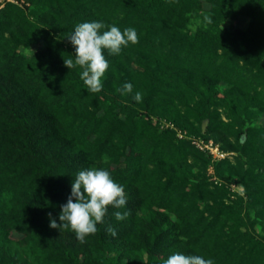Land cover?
Returning a JSON list of instances; mask_svg holds the SVG:
<instances>
[{"label":"trees","instance_id":"trees-1","mask_svg":"<svg viewBox=\"0 0 264 264\" xmlns=\"http://www.w3.org/2000/svg\"><path fill=\"white\" fill-rule=\"evenodd\" d=\"M83 22L138 34L119 55L104 50L99 93L64 65ZM125 83L132 93L117 91ZM176 131L232 155L213 159ZM90 168L108 170L127 203L108 206L81 244L50 222ZM117 211L131 214L117 221ZM173 253L264 264V0L4 3L0 264H162Z\"/></svg>","mask_w":264,"mask_h":264},{"label":"clouds","instance_id":"clouds-1","mask_svg":"<svg viewBox=\"0 0 264 264\" xmlns=\"http://www.w3.org/2000/svg\"><path fill=\"white\" fill-rule=\"evenodd\" d=\"M205 7H211L206 5ZM203 24L213 23L212 14L204 13ZM106 26L101 22H83L75 26L74 31L68 37L75 49L74 56L64 59V65L68 69L76 66L82 70L80 79L90 93L102 91L101 78L107 71L109 64L105 59L104 50L109 55H119L122 47L130 43H138V34L132 27L121 31L117 26H107L108 30L101 32ZM121 94L133 92V85L125 83L117 89ZM143 94L135 92L133 99L142 102ZM127 203L124 188L116 183L106 169L90 168L78 172L71 186V195L65 204L60 205L58 224L51 219L50 228L70 229L75 233L76 239L81 244L86 242V237L97 232V224L103 223L108 206L120 209ZM130 211L114 213L117 221H122L130 215ZM51 218V213H49ZM106 231L115 237L116 230L108 227ZM162 264H213L212 259H205L199 255L186 256L173 253Z\"/></svg>","mask_w":264,"mask_h":264},{"label":"rangeland","instance_id":"rangeland-1","mask_svg":"<svg viewBox=\"0 0 264 264\" xmlns=\"http://www.w3.org/2000/svg\"><path fill=\"white\" fill-rule=\"evenodd\" d=\"M6 2H7L6 0H0V8H1L2 5H3L4 3H6ZM10 3H13V4H17V5H19V6H22L23 0H11ZM23 5H27V4H23ZM244 21H245L244 19H240L239 22H235L234 25H242V24L244 23ZM221 119H223L222 116H221ZM162 124H163V123H162ZM163 125H164V124H163ZM179 132H180V131H179ZM180 133L183 134V138L188 137L189 139L191 138V139L199 140V139H196L195 137L192 138V137L187 136L185 131H182V132H180ZM176 138H177V137H176ZM183 138H182V139H183ZM177 139H178V138H177ZM207 143H210L211 146H212L213 148H216L217 151H218V153H220V154L223 155V158H225V157H230V156L232 155L231 153H222V152L218 149L217 145L213 144L211 141H208ZM207 143H206V144H207ZM207 174L212 175V169H211V167H208V169H207ZM211 180L214 181V178L212 177ZM228 189H229V191H231V192H233V193H237V194H239V195L242 194V188H241L240 186H238V185L230 184V185L228 186ZM12 238H13V239H17L18 236H16V235H12Z\"/></svg>","mask_w":264,"mask_h":264},{"label":"built area","instance_id":"built-area-1","mask_svg":"<svg viewBox=\"0 0 264 264\" xmlns=\"http://www.w3.org/2000/svg\"><path fill=\"white\" fill-rule=\"evenodd\" d=\"M7 2H10L11 0H6ZM171 127V126H170ZM176 137L178 139L183 138V134H181L179 131H176ZM191 144L194 145L198 150L200 151H207L212 156L213 159H222L223 155L218 153L216 148H213L210 143L204 144L200 140L190 139Z\"/></svg>","mask_w":264,"mask_h":264},{"label":"water","instance_id":"water-1","mask_svg":"<svg viewBox=\"0 0 264 264\" xmlns=\"http://www.w3.org/2000/svg\"><path fill=\"white\" fill-rule=\"evenodd\" d=\"M205 127H206V121H203L201 123V132L203 133L205 131Z\"/></svg>","mask_w":264,"mask_h":264}]
</instances>
